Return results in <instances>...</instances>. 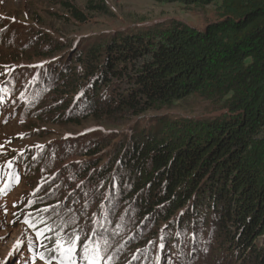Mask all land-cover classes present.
<instances>
[{"label":"trees","instance_id":"obj_1","mask_svg":"<svg viewBox=\"0 0 264 264\" xmlns=\"http://www.w3.org/2000/svg\"><path fill=\"white\" fill-rule=\"evenodd\" d=\"M150 1L218 3L217 19L203 30L171 22L83 43L43 39L41 57L58 53L48 85L69 123L89 119L120 126L154 114L152 124L142 121L116 143H88L81 183L95 181L99 205L112 176L118 177L117 195L107 194L109 227L131 228L123 236L117 232L112 243L128 261L135 255L130 264L154 254V245L160 254L165 244L186 256L199 229L215 243L214 256L227 255L226 264H264V0ZM89 3L88 10L106 13L104 4ZM62 6L69 19L86 20L69 3ZM68 96L86 100L67 112ZM190 97L206 103L210 113L178 120L161 113ZM43 204L29 213L45 210ZM49 220L38 213L25 224L47 261L65 264L74 245ZM96 253L86 256L94 260ZM96 260L106 264L109 257Z\"/></svg>","mask_w":264,"mask_h":264},{"label":"rangeland","instance_id":"obj_2","mask_svg":"<svg viewBox=\"0 0 264 264\" xmlns=\"http://www.w3.org/2000/svg\"><path fill=\"white\" fill-rule=\"evenodd\" d=\"M89 1L104 4L106 13L88 10ZM64 2L86 20L81 23L69 19ZM217 4L185 7L150 0H0V264H58L47 261V253H42L43 247L25 224L38 213L48 217V222L59 223L56 229L61 228L60 233L74 245L67 248L70 253L64 255L65 264H96L99 257H109L106 264H130L135 258L131 254L128 261L127 254L114 251L112 246L118 233L123 236L131 229L124 224L121 231L109 227L111 205L107 194L117 195L118 177L112 176L110 186L103 191L105 199L98 205L95 181L81 183L82 153L94 139L116 143L121 133H130L142 121V125L152 124L154 114L120 126L96 124L89 119L76 125L69 123L60 113L62 102L48 85L58 53L41 57L39 50L46 52L43 39L83 43L118 31L132 33L154 26L161 29L171 22L203 30L217 19ZM85 100L68 96L67 112H76ZM207 106L199 98L190 97L161 113L172 120L202 118L207 116L202 113H210ZM87 194L90 199L79 200V195ZM40 203L45 210L29 213ZM197 236L194 245L186 246L192 250L186 256L165 244L160 254L154 245V254L139 258L137 264H226L227 255L212 254L215 243L210 235L199 229ZM157 241L160 245L159 238ZM93 249L97 258L91 260L86 254ZM57 253L62 254L63 248Z\"/></svg>","mask_w":264,"mask_h":264}]
</instances>
